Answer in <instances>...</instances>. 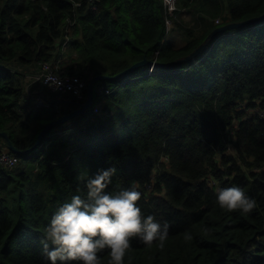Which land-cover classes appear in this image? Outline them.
<instances>
[{
	"label": "trees",
	"instance_id": "obj_1",
	"mask_svg": "<svg viewBox=\"0 0 264 264\" xmlns=\"http://www.w3.org/2000/svg\"><path fill=\"white\" fill-rule=\"evenodd\" d=\"M263 16L264 0H177L174 17L163 0H0V153L18 159L0 169V264H46L51 215L108 168V191L135 183L143 213L170 225L163 249L133 240L125 264H264V21L163 67ZM68 32L66 73L99 77L76 117L86 102L34 79ZM142 62L154 66L103 78ZM37 95L51 106L37 108ZM231 186L256 199L251 213L216 204V188Z\"/></svg>",
	"mask_w": 264,
	"mask_h": 264
},
{
	"label": "clouds",
	"instance_id": "obj_2",
	"mask_svg": "<svg viewBox=\"0 0 264 264\" xmlns=\"http://www.w3.org/2000/svg\"><path fill=\"white\" fill-rule=\"evenodd\" d=\"M115 171L100 169L86 179L84 195H73L53 212L41 238L46 264H103L105 252L108 264H125L133 240L149 248L165 247L170 225L143 213L142 193L135 183L116 192L107 190ZM215 198L229 213L249 214L257 207L256 199L240 186L218 187Z\"/></svg>",
	"mask_w": 264,
	"mask_h": 264
},
{
	"label": "built area",
	"instance_id": "obj_3",
	"mask_svg": "<svg viewBox=\"0 0 264 264\" xmlns=\"http://www.w3.org/2000/svg\"><path fill=\"white\" fill-rule=\"evenodd\" d=\"M165 9L169 15V17H174V13L177 11V0H163ZM172 20L169 18L166 21V28L167 32H169L172 29ZM69 38L70 33L67 34V39L64 42V46L62 48V52L59 56H63L64 52L66 51V48L69 45ZM60 68L57 65H49L44 64L43 65V72L37 75L34 79L35 82H41L46 88L51 90L55 93L60 94H71L77 100L82 102H88L89 96L87 94L89 84L88 82L84 81L82 78L77 76H72L67 74L64 71L59 70ZM153 68L149 70V72H152ZM108 91L105 90V88H99L97 91L98 96L104 95V93H107ZM36 103L37 108H46L50 107L51 103L50 101L44 96V95H37L36 96ZM54 109L58 112L59 108L56 104H53ZM103 105L101 103L97 104L93 108V114L99 115L102 112ZM262 116H264V111L261 113ZM166 161L168 159L166 158ZM18 163V159L14 154L8 153V150L2 149L0 153V169H10L14 167ZM152 185H147L146 189L149 191L151 189Z\"/></svg>",
	"mask_w": 264,
	"mask_h": 264
},
{
	"label": "water",
	"instance_id": "obj_4",
	"mask_svg": "<svg viewBox=\"0 0 264 264\" xmlns=\"http://www.w3.org/2000/svg\"><path fill=\"white\" fill-rule=\"evenodd\" d=\"M262 21H264V16L263 17H261V18H258V19H252V20H248V21H244V22H242V23H239V24H229V25H226V26H223V27H221V28H218V29H216L215 31H213V33H211L210 35H209V37L205 40V42L196 50V51H194L189 57H187L186 59H184V60H181V61H179V62H177V63H174V64H170V65H166V66H163V67H172V66H175L176 64H178V63H180V62H182V61H187V60H189V59H192V58H194L197 54H199L200 52H202L206 47H207V45L210 43V41H212V39L215 37V35H217L218 33H220V32H223V31H226V30H228V29H232V28H236V27H248V26H253V25H255V24H257V23H259V22H262ZM147 64H149L151 67H153L154 66V64H152L151 65V63H148V62H142V63H138V64H136V65H134V66H132L130 69H128L126 72H124V73H121L120 75H118V76H116V77H113V78H111V77H103V78H105V79H108V80H111V81H117V80H119L120 78H122L126 73H128V72H131L132 70H134V69H136V68H139V67H141V66H144V65H147ZM99 79V77H96V78H94L91 82H90V84H89V94H88V96H89V100H88V102H87V104L79 111V112H77L73 117H76V116H79V115H81L85 110H87L88 108H89V106L91 105V103H92V101H93V86H94V84L96 83V81ZM63 122V120H58V121H56V122H54V123H51L50 125H48L43 131H42V133H41V135H40V137H39V140L42 138V136L48 131V129L50 128V127H52V126H54V125H57V124H60V123H62ZM2 136H4V134H2Z\"/></svg>",
	"mask_w": 264,
	"mask_h": 264
},
{
	"label": "bare ground",
	"instance_id": "obj_5",
	"mask_svg": "<svg viewBox=\"0 0 264 264\" xmlns=\"http://www.w3.org/2000/svg\"><path fill=\"white\" fill-rule=\"evenodd\" d=\"M69 43H70V40H69ZM63 46H64V44H63ZM63 46H62V48H63ZM66 52H67V48H66V51L64 52V55L63 56H59V58H58V60H57V62H56V65L60 68L59 70H61V68H63V66L61 65L62 63H64L65 62V57H66ZM61 71H63V70H61ZM64 72H66V71H64ZM38 83H41V82H39L38 81ZM42 84V83H41ZM43 85V84H42ZM44 86V85H43ZM45 87V86H44ZM87 92H89V88H88V91ZM106 96V95H105ZM126 97V96H125ZM35 105H36V107H37V103L35 102Z\"/></svg>",
	"mask_w": 264,
	"mask_h": 264
},
{
	"label": "crops",
	"instance_id": "obj_6",
	"mask_svg": "<svg viewBox=\"0 0 264 264\" xmlns=\"http://www.w3.org/2000/svg\"><path fill=\"white\" fill-rule=\"evenodd\" d=\"M65 61H66V57H65ZM61 70L66 71V69H64V68H61ZM0 146L2 147L3 145L0 144Z\"/></svg>",
	"mask_w": 264,
	"mask_h": 264
},
{
	"label": "rangeland",
	"instance_id": "obj_7",
	"mask_svg": "<svg viewBox=\"0 0 264 264\" xmlns=\"http://www.w3.org/2000/svg\"><path fill=\"white\" fill-rule=\"evenodd\" d=\"M87 103V102H86ZM103 109V108H102ZM91 111V109L89 108L88 110H86V112H90Z\"/></svg>",
	"mask_w": 264,
	"mask_h": 264
}]
</instances>
